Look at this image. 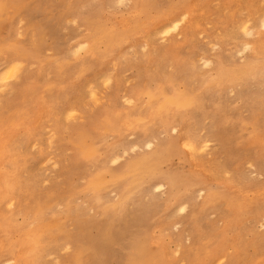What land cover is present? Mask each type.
<instances>
[{"label": "rangeland", "instance_id": "obj_1", "mask_svg": "<svg viewBox=\"0 0 264 264\" xmlns=\"http://www.w3.org/2000/svg\"><path fill=\"white\" fill-rule=\"evenodd\" d=\"M0 3L8 5L0 8V76L13 61L26 69L0 92V264H135L142 247L151 264H259L264 181L254 161L264 153V64L256 56L257 73L221 89L195 65L218 43V59L244 69L251 59L239 53L254 37L259 44L262 0H126L125 9L108 7L118 0ZM155 5L174 7H146ZM177 17L180 27L163 35ZM248 19L253 37L239 30ZM81 41L91 55H72ZM177 69L174 80L168 73ZM140 80L199 103L149 119L155 99L136 92ZM129 110L146 124L109 138L105 118ZM72 111L79 119H68ZM81 137L101 146L94 159H74ZM121 150L128 157L113 155Z\"/></svg>", "mask_w": 264, "mask_h": 264}, {"label": "snow or ice", "instance_id": "obj_2", "mask_svg": "<svg viewBox=\"0 0 264 264\" xmlns=\"http://www.w3.org/2000/svg\"><path fill=\"white\" fill-rule=\"evenodd\" d=\"M8 5L0 3V8H7ZM88 7H105V5H90ZM108 7H115L119 9H125L132 7L130 4L126 3V0H118V3L115 5H110ZM146 7H155L160 8L163 7L165 9L174 7L171 5H155V6H146ZM262 10H264V0H262L261 4ZM187 19V17H185ZM177 20H179V17H177ZM23 23V21H21ZM259 44L258 46L255 43V37L253 40L247 41L242 45L243 51L239 53V56L241 58V61L243 60H250L254 59L256 56H259L261 59L262 64H264V12H262L261 18L259 20ZM252 25L251 19H248L247 21H241L240 24V31L243 33L244 36L247 37H253V31H250V26ZM180 27L179 23L177 24H169L167 31L163 33V35L168 36L169 33L174 32L176 29ZM219 44H213L212 50L200 59L197 65H195V69L199 71L207 70V72L210 74L212 73L219 65L220 60L218 59L219 52H218ZM82 54L91 55V52L89 51V45L83 41L79 42L78 45L75 46L74 51L72 52L73 56L81 57ZM148 55V49L145 48L144 50V56L147 57ZM71 58V57H69ZM82 62L85 64L87 63L86 59H84ZM26 71L24 65L22 63L13 61L11 64V67L8 69L7 72L3 74V76H0V92L5 91V88L9 86L10 83L17 82L22 79L24 72ZM167 71V70H166ZM169 76H171L172 79L176 80L179 79L183 72L179 69H177L173 73H168ZM113 84L112 79H107L105 83V87L107 88L109 85ZM134 89L142 98H146L149 100L155 99V104L152 105L153 111L152 115L149 117V119H159L162 120L164 118V115L166 113H172L175 112L177 114L182 113L187 108L194 106L199 103V97L190 94L189 92L185 90H179L176 89L172 92L171 96H161L159 88H155L152 83H149L147 85L144 84L142 80L138 81L135 85H133ZM173 88H176L175 85H172ZM89 93L91 95V99L95 104H100L101 100L97 98V94L94 90L89 89ZM136 93H134L135 96ZM135 103V99L133 100H125L126 105H133ZM156 105H159V107H156ZM73 117H77L79 119V114L76 111H72L68 113V119L71 120ZM146 124V121L139 120L137 117V113L133 110H129L127 115L120 114V113H114L110 117L105 118V126L110 130L109 132V138L114 136L116 133L125 134V135H131L132 129H135L137 127H143ZM126 129L128 131H126ZM170 131L175 133L177 131L175 125L170 126ZM146 147L148 149L153 148L152 143H147V141L144 142ZM100 145L89 138H78L76 142V147L74 149V159L77 160H91L94 159L98 154L100 150ZM185 147H188V145H185ZM209 146L207 144L204 145L203 148H201V151H204L205 148H208ZM131 152L136 153L137 148L132 147ZM113 155L117 156L118 158H124L128 157L127 151H118L114 152ZM118 162L117 159H112V163L116 164ZM128 161L125 159L124 163H127ZM254 163H256L257 167L260 170L261 173V179L264 181V153H262L258 160H255ZM248 169L252 171V174H255V169H253L252 164L247 165ZM159 191V189H157ZM200 196H204V192H200ZM8 208H12V204H8ZM180 211L183 212L184 208H180ZM65 251H68V249H65ZM179 255V253H177ZM262 259L259 261V264H264V244H262V252H261ZM214 264V262H213ZM220 264H224L223 261L220 262ZM230 264H236L235 261L230 262ZM241 264H256L255 261H242Z\"/></svg>", "mask_w": 264, "mask_h": 264}, {"label": "bare ground", "instance_id": "obj_3", "mask_svg": "<svg viewBox=\"0 0 264 264\" xmlns=\"http://www.w3.org/2000/svg\"><path fill=\"white\" fill-rule=\"evenodd\" d=\"M181 21H182V18L181 19H179V20H172L170 23L171 24H177V23H179V25H180V23H181ZM169 23V24H170ZM169 24L168 25H166L165 27H164V30H165V32L167 31V28H168V26H169ZM257 46H258V44H256ZM253 60L251 59L250 61H248L245 65H244V69H242V70H240L239 68L238 69H233V68H230V67H227V66H225V64L223 63V62H221L220 61V65L212 72V73H208L207 74V81H206V83L207 82H209V81H212V82H214V83H216L217 85H218V87H220V89L221 88H224L225 86H226V84H234V82H236V80H237V76H238V74H249V73H251V74H255V73H257V70L255 69V68H252V65H253ZM263 69H264V66H263ZM204 75V74H203ZM230 87H232V86H230ZM211 133H212V131H211ZM205 143V142H204ZM189 148H191V146H190V143H189ZM183 147H184V145H183ZM184 148H187V147H184ZM192 148H194L193 146H192ZM191 148V149H192ZM196 149V148H195ZM194 150V149H193ZM192 154V153H191ZM193 155V154H192ZM159 188H161V185H159L158 186ZM158 187H156V189L158 188ZM1 224H3V223H1ZM4 225V224H3ZM0 230H1V226H0ZM112 232V231H111ZM110 232V233H111ZM115 234V233H114ZM111 235V234H110ZM114 236V235H113ZM117 237V236H116ZM104 238H105V236H104ZM114 238H115V236H114ZM117 239V238H116ZM5 241V240H4ZM32 241H33V243L34 244H38L40 241H41V237H39L38 236V234H37V232H35V233H33V237H32ZM93 241V240H92ZM101 240H97V241H94V242H92L93 243V246H95L100 252H102L103 254H105V248H104V246L103 245H101V244H103V243H105V242H101V244H99V242H100ZM106 241V240H105ZM148 241V240H147ZM117 242V241H116ZM2 243V242H1ZM145 244V243H144ZM9 245V244H8ZM11 245V244H10ZM148 245V244H147ZM149 246V245H148ZM158 247V246H157ZM14 247H12L11 248V251H13L14 249H13ZM142 249L143 250H145V248H143L142 247ZM142 249H138L137 250V254H136V256L137 257H141V258H143V260H141V261H139V262H137V263H135V264H151L152 262L150 261V259L151 258H149V257H147L146 256V252H144ZM98 250H95V249H91L90 250V252H91V255H93V254H95V253H100ZM146 251H147V249H146ZM81 254H82V252H81V249H79V251H77V254H76V256H75V258H76V260L79 262V260H80V256H81ZM7 255H8V251H7ZM2 258V257H1ZM155 258H153V260H154Z\"/></svg>", "mask_w": 264, "mask_h": 264}]
</instances>
